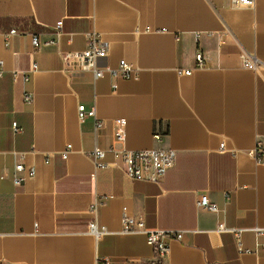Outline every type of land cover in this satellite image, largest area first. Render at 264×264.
I'll use <instances>...</instances> for the list:
<instances>
[{"label":"crops","instance_id":"crops-1","mask_svg":"<svg viewBox=\"0 0 264 264\" xmlns=\"http://www.w3.org/2000/svg\"><path fill=\"white\" fill-rule=\"evenodd\" d=\"M89 32L107 44L101 66L125 60L138 78L64 73L58 51H82ZM0 62V264H264V163L251 155L264 156V0H0ZM96 147L176 159L159 182L132 181L111 153L95 168ZM123 213L182 238L160 259L144 235L120 234Z\"/></svg>","mask_w":264,"mask_h":264},{"label":"built area","instance_id":"built-area-1","mask_svg":"<svg viewBox=\"0 0 264 264\" xmlns=\"http://www.w3.org/2000/svg\"><path fill=\"white\" fill-rule=\"evenodd\" d=\"M232 4L235 6H250L253 4L254 0H231ZM62 22H57L55 25V30L58 34L61 28ZM18 34L16 30H11L7 35H5V42L8 43L9 37ZM31 43L33 47H40L41 43L37 36H31ZM48 44H55L54 41H48ZM108 47L107 44L102 41L94 32H89L85 35V48L82 51H58L60 59L62 61L63 69L62 71L67 74H87L91 76L94 80L103 78L105 75L109 76L111 79H124L132 80L137 79L139 75L138 67L129 63L125 60H120L118 65L114 68L108 66H101L100 61L107 57ZM195 61L200 67L203 63V54L198 52L194 56ZM245 67L249 69L254 68L253 62L250 60L244 61ZM1 67V62H0ZM36 65H32V72L36 70ZM179 75H189L191 70H178ZM21 74L23 81L27 82L29 76L25 73H14V77ZM2 76V70L0 69V77ZM113 88L116 85L113 83ZM25 101L29 102L32 99V95L29 92L23 94ZM77 117L80 122L85 118H94L95 112L93 109L86 110L83 105L77 107ZM114 129V140L116 143H123L125 139L124 125L121 120L115 121ZM102 123L95 119L94 129L97 130L102 127ZM14 130L16 125H13ZM158 137V134L155 136ZM71 149V145H67L65 151L62 153V158L66 159L67 155ZM223 145H221V150ZM107 153H111L114 157L115 166L119 167L123 174L132 181H149V182H159L170 170L176 159V152L173 150H143L130 152L125 149H115L111 147L109 150H102L99 148H94L90 153V157L95 165V168L102 169L106 168L107 165L104 163V158ZM261 153L259 146L251 153L253 157L259 163H264V156H260ZM47 162V159L45 160ZM14 172H24V166L22 163H18L14 166ZM34 175V169H30L26 173V177H32ZM25 176H14L13 182L15 185L22 183ZM197 207L205 209L210 212H216L217 206L211 203L206 195H202L197 201ZM95 207H91V212L94 214ZM121 231L122 235H133L142 234L146 238V244L152 247L158 258L163 259L169 251V240H180L182 238V233L176 231H158L149 230L144 226L141 220H136L131 216L123 213L121 217ZM219 230H226L225 227L220 224ZM89 233L94 237L98 238L106 233L104 227H99L96 221L89 223ZM237 245L239 248V237L237 233H234ZM102 264V263H98Z\"/></svg>","mask_w":264,"mask_h":264}]
</instances>
